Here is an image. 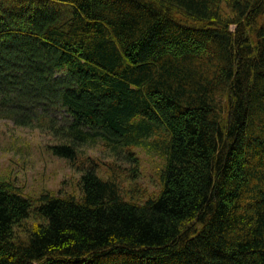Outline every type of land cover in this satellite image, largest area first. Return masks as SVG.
Instances as JSON below:
<instances>
[{
    "label": "trees",
    "instance_id": "trees-1",
    "mask_svg": "<svg viewBox=\"0 0 264 264\" xmlns=\"http://www.w3.org/2000/svg\"><path fill=\"white\" fill-rule=\"evenodd\" d=\"M0 115L80 173L0 179V264H264V0H0ZM96 142L159 153L157 195L79 163Z\"/></svg>",
    "mask_w": 264,
    "mask_h": 264
},
{
    "label": "rangeland",
    "instance_id": "rangeland-1",
    "mask_svg": "<svg viewBox=\"0 0 264 264\" xmlns=\"http://www.w3.org/2000/svg\"><path fill=\"white\" fill-rule=\"evenodd\" d=\"M36 123L18 125L0 115V179L13 182L23 194L34 200L41 193L79 194V171L50 151L54 139ZM148 142V141H147ZM133 161L115 159L101 143L81 146L78 162L94 160L100 176L115 179L124 199L143 202L157 195L161 188L160 170L163 158L147 143L131 146ZM37 221L34 213L15 226V234Z\"/></svg>",
    "mask_w": 264,
    "mask_h": 264
}]
</instances>
